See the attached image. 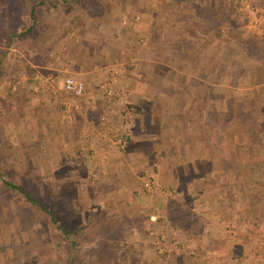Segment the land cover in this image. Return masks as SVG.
Wrapping results in <instances>:
<instances>
[{
    "label": "crops",
    "instance_id": "obj_1",
    "mask_svg": "<svg viewBox=\"0 0 264 264\" xmlns=\"http://www.w3.org/2000/svg\"><path fill=\"white\" fill-rule=\"evenodd\" d=\"M136 3L144 14L139 30L111 35L115 20L106 9L84 13L71 26L80 41L70 57L56 55L46 61L44 55L38 62L27 61L41 74L38 95L25 93L29 107L37 106L40 112L24 124L2 121L0 130H43L45 139L35 152L47 163L41 169L52 170L48 174L61 193L67 184L79 186L78 193L86 175L96 172L99 180L86 189L87 199L94 201L101 193L119 206L142 170L156 162L161 183L179 189L192 180L205 205L214 203L221 212L226 208L225 180L232 177L230 195L236 208L251 223L264 220V171L258 165L252 168L262 159L264 123L243 117L264 110V75H254L252 81L243 69L235 72L234 65L252 63L239 54L226 56L235 43L223 35L210 37L194 9L177 4L154 8L150 0ZM114 64L121 70L112 78L104 69ZM41 67L46 71L37 70ZM65 75L84 83L81 97L60 90L55 80ZM106 86H111V96L105 94ZM60 199L55 198L58 204ZM159 201L160 209L165 208L163 198ZM200 221L186 219L183 225L194 230ZM213 235L202 264H212L206 259L211 251L220 252L214 264H233L224 254L228 250L221 230ZM169 252L167 264H184L175 249Z\"/></svg>",
    "mask_w": 264,
    "mask_h": 264
},
{
    "label": "rangeland",
    "instance_id": "obj_2",
    "mask_svg": "<svg viewBox=\"0 0 264 264\" xmlns=\"http://www.w3.org/2000/svg\"><path fill=\"white\" fill-rule=\"evenodd\" d=\"M150 1L154 8L160 5L176 7L177 4L194 9L206 22L210 37L223 35L235 43L226 56L239 54L240 58L252 63V67L243 62L234 65L235 72L243 69L244 75L252 81L254 75H264V0ZM205 4L208 15L202 16L199 10L206 13L201 8ZM31 8L33 15L29 17ZM140 8L136 0H0V122L9 120L16 125L24 124L40 112L37 106L35 109L29 107L26 95H38L28 86L41 74L35 73L27 61L38 62L44 55L46 61L56 55L70 57L73 46L80 41L76 42L77 33L71 27L76 19H82L84 13L95 14L106 9L109 17L115 20L110 30L113 35L120 30H139L144 20ZM115 11L118 16H114ZM218 14L223 19L215 22L211 15ZM100 18V15L96 17L99 21ZM37 70L46 71L43 67ZM66 76L69 75L55 80L61 85L60 90H63ZM243 117L246 122L250 118L261 124L264 123V110L259 108ZM21 131L27 134L24 136ZM41 131L36 128L29 133L22 129L0 130V173L53 211L57 224L69 231V238L75 244L72 249L68 247L63 234L53 228L47 214L24 202L20 195L0 182V264H167L171 248L178 252L184 264H202L204 247L210 240L214 243L213 234L217 230H221L220 239L228 250L223 252L233 264H257V258L263 264L264 257L259 256L264 255V220L251 223L242 209L236 208L234 200L232 203V177L225 180L228 191L223 212L220 207L215 208L214 203L205 205L206 200L198 194L192 180L179 189L161 183L156 162L142 170L138 183L122 200L123 204L109 202L101 193L95 194L94 201H90L86 189L99 180V174L86 175L83 190L78 193L77 185H65L62 193L56 190L55 177L48 174L52 170L41 169L47 163L40 161L35 152L45 139ZM260 146L262 159L252 168L258 165L257 169L264 171V148L263 144ZM144 182L149 183L148 189ZM189 189L194 190L190 193ZM160 197L166 202L162 209L158 203ZM55 198L62 202L59 200L58 204ZM130 204L134 209H129ZM198 218L202 221L200 225L194 224V230L183 225L186 219L197 221ZM209 253L206 259L214 264L220 252Z\"/></svg>",
    "mask_w": 264,
    "mask_h": 264
},
{
    "label": "trees",
    "instance_id": "obj_3",
    "mask_svg": "<svg viewBox=\"0 0 264 264\" xmlns=\"http://www.w3.org/2000/svg\"><path fill=\"white\" fill-rule=\"evenodd\" d=\"M191 1H192V3H194L195 1H201V0H191ZM209 5H210V3L208 4V6ZM205 7H207L206 4L201 6V8L206 11V13L202 10H199L200 11L199 13L202 16H205L206 14L208 15V10H206ZM197 9H199V8H197ZM28 15H29V17H31L33 15L32 8L29 9ZM211 18L215 22L216 21L220 22L223 19L222 15H219V14L215 15V17L211 15ZM233 21L234 20H231V22H233ZM10 35H12V34L10 33ZM0 182L8 190L20 195V197L23 198L24 202L28 203L30 206L34 207L35 209H38L39 211L43 212L44 214H47V216L49 217V221H50L51 225L53 226V228L56 229L57 231H59L61 234H63V237H64L65 241L67 242L68 247H70L71 249L73 248L75 243L72 239L69 238V231L65 227H61L57 224L53 211L46 209L40 202H38L35 198H33L25 189L19 187L16 184H13L12 182L8 181L7 179H5L2 176H0ZM69 264H71V263H69Z\"/></svg>",
    "mask_w": 264,
    "mask_h": 264
},
{
    "label": "built area",
    "instance_id": "obj_4",
    "mask_svg": "<svg viewBox=\"0 0 264 264\" xmlns=\"http://www.w3.org/2000/svg\"><path fill=\"white\" fill-rule=\"evenodd\" d=\"M137 19V16L135 17V20ZM121 70V67L118 65H110L109 67H106L104 69V72H106L110 77H114L117 73H119ZM37 80L31 84H29L28 88L31 89L32 91L36 92L39 90L42 80L41 78L37 77ZM62 88L63 90L70 94L72 97L74 98H79L83 95L84 93V83L81 80L75 79L71 76H66L63 79L62 82ZM105 94L107 96H111L112 95V88L111 86H106L104 88ZM144 187L145 188H149L150 185L148 182H144Z\"/></svg>",
    "mask_w": 264,
    "mask_h": 264
}]
</instances>
